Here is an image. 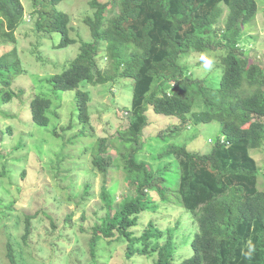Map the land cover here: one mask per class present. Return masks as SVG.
I'll use <instances>...</instances> for the list:
<instances>
[{"label":"trees","instance_id":"trees-1","mask_svg":"<svg viewBox=\"0 0 264 264\" xmlns=\"http://www.w3.org/2000/svg\"><path fill=\"white\" fill-rule=\"evenodd\" d=\"M30 1L33 14L40 16L38 33H60L58 48L77 43L69 35L70 17L57 10L65 0ZM49 6L54 9L51 15L44 12ZM119 6V13L108 18L114 3L90 0L93 15L84 22L93 41L83 42L70 67L47 79L55 92H76L78 119L84 127L91 123L90 94L81 89L82 84H113L120 78L134 81L128 127L113 138L118 140L116 158L109 154L107 141L100 140L92 160L94 169L104 176L121 170L133 193L117 203L103 186L106 215L93 228L92 244L100 238L123 240L128 244V259L156 255L154 264H264V183H260L264 172L252 156V151L264 148V68L251 63L245 49L246 28L257 18L258 1L120 0ZM24 21L22 0H0V44L16 45V32ZM101 51L108 62L106 70L98 62ZM194 53H216L211 79L194 77L188 64ZM24 73L17 47L0 56V105L13 101V86ZM52 107L50 98L34 97L30 102L33 122L47 129ZM150 110L177 117L182 124L189 115L197 125L218 122L223 139L207 154L171 145L154 158L159 164L154 167L139 159ZM11 134V128L0 129V140ZM23 147L21 140L14 151ZM173 160L180 168L177 194L182 208L197 224L194 238L181 229L180 219L176 227L165 230L151 222L137 236L140 219L167 205L160 171H171ZM35 217H26L25 244ZM248 240L256 246L251 260L241 255ZM189 245L193 255L185 259L182 252ZM8 258L18 264L11 244Z\"/></svg>","mask_w":264,"mask_h":264},{"label":"rangeland","instance_id":"rangeland-1","mask_svg":"<svg viewBox=\"0 0 264 264\" xmlns=\"http://www.w3.org/2000/svg\"><path fill=\"white\" fill-rule=\"evenodd\" d=\"M104 1L114 3L108 18L119 13L120 0ZM257 1L259 12L256 20L246 28L245 49L250 62L264 68V0ZM89 2L65 0L57 7L59 12L70 17L69 35L77 40L76 44L58 48L62 41L60 33H38L36 24L40 16L33 14L30 0H22L25 21L16 32L17 44H0V56L17 47L25 69L13 86L16 97L10 103L0 105V129H12L11 135L0 140V264H11L9 244L18 264H154L157 259L156 255H137L128 259V244L123 240L100 238L96 244L91 242L93 228L106 215L101 197L103 186H107L117 203L133 193L121 170H112L104 176L94 169L92 160L94 148L100 140L107 141L109 154L116 158L115 144L118 140L113 138L128 127L127 113L133 102L134 81L120 78L113 84H82L81 89L90 94L91 123L86 127L78 119L76 92H55L47 82L48 78L70 67L79 56L83 42L93 41L84 22L93 15ZM53 10L49 6L44 12L51 15ZM45 21L48 23L46 18ZM207 55L214 59L211 71L204 70L198 53L188 60L196 79H211L214 74L217 55ZM98 60L101 69L106 70L108 62L105 64L103 51ZM36 96L53 101L48 114L51 123L47 129L33 122L30 102ZM148 117L150 125L144 132L139 159L154 167L159 165L154 158L157 159L171 145L207 154L219 139H223L218 122L197 125L189 115V121L182 124L177 117L157 115L151 110ZM56 128L57 136L54 135ZM21 140L25 147L14 151ZM252 156L264 172V148L252 151ZM160 174L165 177L162 187L166 190L164 198L167 205H163L159 213L151 215L148 212L140 219L135 229L138 230L137 236L141 235V227L146 228L151 222L165 230L176 227L180 219L181 229L193 240L197 224L193 216L182 208L177 194L180 179L178 162L173 160L172 170H161ZM260 183H264V178ZM85 190H88L86 195ZM154 197L162 201L156 194ZM35 215L32 234L25 244L26 217ZM182 255L185 259L192 257L191 246L183 250Z\"/></svg>","mask_w":264,"mask_h":264},{"label":"clouds","instance_id":"clouds-1","mask_svg":"<svg viewBox=\"0 0 264 264\" xmlns=\"http://www.w3.org/2000/svg\"><path fill=\"white\" fill-rule=\"evenodd\" d=\"M199 60L202 62L205 71H211L214 64L213 58H211L209 55L205 53H201L199 56ZM255 251H256L255 244L251 240H248L245 244V247L241 249V255L245 259L251 260Z\"/></svg>","mask_w":264,"mask_h":264}]
</instances>
